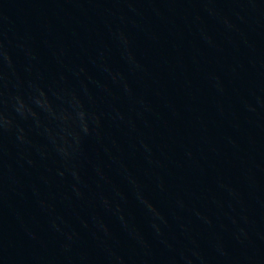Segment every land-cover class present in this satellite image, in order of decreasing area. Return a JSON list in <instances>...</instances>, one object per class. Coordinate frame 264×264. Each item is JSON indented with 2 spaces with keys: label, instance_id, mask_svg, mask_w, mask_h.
<instances>
[{
  "label": "water",
  "instance_id": "1",
  "mask_svg": "<svg viewBox=\"0 0 264 264\" xmlns=\"http://www.w3.org/2000/svg\"><path fill=\"white\" fill-rule=\"evenodd\" d=\"M0 264H264V0H0Z\"/></svg>",
  "mask_w": 264,
  "mask_h": 264
}]
</instances>
